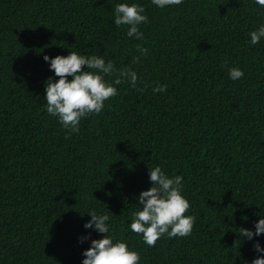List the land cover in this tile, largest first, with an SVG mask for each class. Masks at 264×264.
I'll return each instance as SVG.
<instances>
[{
	"label": "trees",
	"instance_id": "1",
	"mask_svg": "<svg viewBox=\"0 0 264 264\" xmlns=\"http://www.w3.org/2000/svg\"><path fill=\"white\" fill-rule=\"evenodd\" d=\"M120 3L145 8L142 41L115 25ZM261 25L254 0L163 9L151 0H0V264H82L103 238L84 227L93 211L109 216L108 234L138 264L264 258L253 247L264 249V234L237 231L264 219V38L253 45L249 36ZM72 51L128 66L139 80L114 85L103 111L69 134L46 111L45 82L58 78L43 57ZM231 68L243 77L233 81ZM157 83L167 90L154 93ZM157 166L182 176L196 221L189 236L165 234L149 247L130 224Z\"/></svg>",
	"mask_w": 264,
	"mask_h": 264
},
{
	"label": "clouds",
	"instance_id": "2",
	"mask_svg": "<svg viewBox=\"0 0 264 264\" xmlns=\"http://www.w3.org/2000/svg\"><path fill=\"white\" fill-rule=\"evenodd\" d=\"M152 4L160 9L168 6H178L183 0H151ZM264 7V0H254ZM145 8L138 4L120 3L115 6L114 23L116 26H125L126 35L131 39L143 40L140 25L148 23V18L143 13ZM251 44L255 45L264 38V25L249 33ZM135 48L146 56L148 49L142 44H136ZM49 63L50 70L58 79L53 82L49 78L45 82L46 111L51 116L57 117L63 128L69 130V134L78 133L82 119L90 115H99L105 106V102L117 95L114 85L127 82L136 88L139 77L130 67L125 66L117 70L114 62L105 61L100 55H81L75 51L67 56L43 57ZM134 63L139 62L138 57L133 58ZM86 69V70H85ZM116 75V79L109 83L106 76ZM244 73L239 68L229 69V77L236 81L242 78ZM71 77L69 80L68 78ZM143 91V89H138ZM167 90V85H159L153 88L154 93ZM68 138V137H66ZM149 179L152 183L147 191H142L138 197L136 211L132 214L130 229L140 235L144 243L154 247L156 242L165 234L169 238L189 236L194 227L196 217L186 215L190 208L189 202L181 195L182 176L170 178L157 166L149 169ZM91 220L84 225L86 229L93 228L103 238L92 240L91 246L82 253V264H138L140 255L136 251L129 250L127 243L116 241L108 234V215H97L95 211L88 214ZM255 232L247 229H238L239 234L248 240L254 236L264 234V219H260L255 225ZM88 239L87 237L82 238ZM257 253L264 252L259 243L253 245ZM251 264H264V258L257 257Z\"/></svg>",
	"mask_w": 264,
	"mask_h": 264
}]
</instances>
